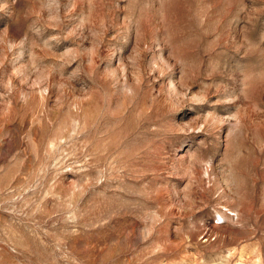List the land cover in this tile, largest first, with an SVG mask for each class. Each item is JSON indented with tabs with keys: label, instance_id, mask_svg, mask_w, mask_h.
Segmentation results:
<instances>
[{
	"label": "rangeland",
	"instance_id": "rangeland-1",
	"mask_svg": "<svg viewBox=\"0 0 264 264\" xmlns=\"http://www.w3.org/2000/svg\"><path fill=\"white\" fill-rule=\"evenodd\" d=\"M0 264H264V0H0Z\"/></svg>",
	"mask_w": 264,
	"mask_h": 264
}]
</instances>
